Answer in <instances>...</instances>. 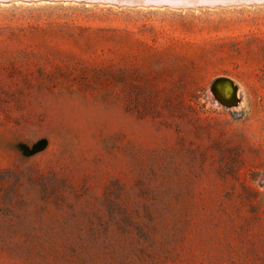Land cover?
Returning <instances> with one entry per match:
<instances>
[{"label":"rangeland","instance_id":"1","mask_svg":"<svg viewBox=\"0 0 264 264\" xmlns=\"http://www.w3.org/2000/svg\"><path fill=\"white\" fill-rule=\"evenodd\" d=\"M0 264H264V4L0 1Z\"/></svg>","mask_w":264,"mask_h":264},{"label":"bare ground","instance_id":"2","mask_svg":"<svg viewBox=\"0 0 264 264\" xmlns=\"http://www.w3.org/2000/svg\"><path fill=\"white\" fill-rule=\"evenodd\" d=\"M160 4L155 7H169L171 9H197L202 7L214 8L217 6H241V5H251L264 4V0H258L259 2H241L239 0H160ZM210 3V4H209ZM220 79L212 88V95L214 97L215 103L224 106L222 103L227 104L224 106L228 109H234L241 104L240 89L237 83L229 77H219ZM214 80L213 82H215ZM232 82H231V81ZM236 105H232L236 103Z\"/></svg>","mask_w":264,"mask_h":264},{"label":"water","instance_id":"3","mask_svg":"<svg viewBox=\"0 0 264 264\" xmlns=\"http://www.w3.org/2000/svg\"><path fill=\"white\" fill-rule=\"evenodd\" d=\"M2 1H11V0H0ZM16 1V0H15ZM27 1V0H25ZM29 1V0H28ZM51 1H63V2H75V3H85V4H105V5H114V6H127V7H142V8H151L153 6L159 5L160 0H51ZM241 2H259L258 0H239ZM210 4V3H209ZM216 80L213 86L219 81ZM231 81V80H230ZM232 82V81H231ZM212 86V88H213ZM224 106H228L225 103H222ZM233 103L232 105H236Z\"/></svg>","mask_w":264,"mask_h":264}]
</instances>
